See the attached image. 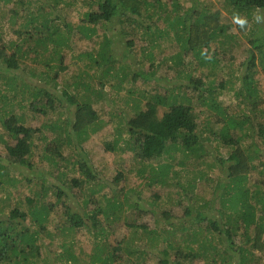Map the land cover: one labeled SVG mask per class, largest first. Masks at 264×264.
<instances>
[{"label": "rangeland", "instance_id": "obj_1", "mask_svg": "<svg viewBox=\"0 0 264 264\" xmlns=\"http://www.w3.org/2000/svg\"><path fill=\"white\" fill-rule=\"evenodd\" d=\"M145 1L150 3V5L146 6L148 8L146 13L138 18L137 16H133V18L114 17L105 21L104 18L98 15V26L95 27L91 23L81 24L84 26L82 27V33L86 35L92 34V36L88 38L83 37L81 33L76 31L75 26L81 20V16L76 17L73 12L72 19L69 20L71 22L76 21L73 25L69 26L67 39H64L62 36L63 33H55V28L63 24L62 11L59 12L58 9L63 6L69 10L71 8L69 4L70 0H24L23 4L26 7L25 10H20L22 9L20 7L21 4L17 6L18 10L15 12L14 18H12V29L16 30L19 24L25 20L28 21V23H30L29 27H31L33 32L28 34V31H26L25 35L27 40H43L53 51L51 52L52 58L50 64H47L42 57L37 56L32 58V60L29 59L25 63L19 64V69L15 70V72L10 68L11 70H9V72L12 76L9 81H18L19 83H26L27 85H34L37 83L45 86L51 91H57L58 94L56 95H61V90L65 82L64 74L60 73L61 67L64 64H68L67 74L70 76L68 78L71 80L72 84H74L75 81L79 83L78 79L79 76H81V84L85 83V85H87L86 89L80 86L84 89L81 94L76 95V93L73 92L69 97L63 96V98L60 97V99L55 102L53 101V110L48 108L45 117H31V115L23 114V118L17 122V125H19V123L22 124L19 130V136H22L26 130H37V138L33 140L34 145L31 156L32 161L36 164L32 168H26L12 163L6 154L3 142H0V164L3 166L6 165L8 169L6 166L4 168L7 171L8 177L14 178V180L17 181L15 183L16 186L12 187L10 191L6 188L9 193L8 196L4 190L0 191V218H9L11 211L18 207L22 212L21 218H18L17 221L14 220L13 225L15 228H18L17 223L22 220V223L27 225L29 222L24 212L28 209L26 203L31 197L32 187L35 190L41 189L42 186L46 188V194L42 202L50 208V210L47 209V212L50 214L51 222V228L48 231H50L51 234L53 233V235L55 234V236L50 239L44 236V234L41 237L42 246H44L47 251L41 248L38 244L39 241L37 242L40 246L37 257L41 261L33 264H48V250L54 257H52L55 262H53V264H73L74 262L69 261L74 259L72 257L74 254L72 255L70 253L71 249L69 245L72 246L75 254H77L76 260L78 262H85V259H87V256L91 252V246L94 242L93 235L97 230L101 229L108 233L107 241L111 246H124L126 239L130 235L129 228L125 225L127 220H124L125 223L123 221L116 224L107 222L103 214H106V212L111 209L109 205L113 206V209L117 211L121 209L120 206L121 203H123V217L129 216L130 214L133 215L137 221L134 223V226H149L159 237L161 231H163L164 237L167 236L168 241L174 244L181 243L183 234L185 235L186 233V230H181L184 229L183 227H178V223L186 217L184 215L185 210L192 209V206L201 209L203 204L207 201H214V206L218 208V202L216 201L218 193L215 192L213 194V191L218 179L227 181V163H223L222 166L219 167H212L210 164L214 161H218V159L227 158L231 148L223 145L219 140H216L211 136L210 132H205L207 125L203 120L210 118V131H217L220 129L224 118L221 115H215L213 111L196 101L198 94L194 86H199L203 83V66H199L198 60L194 57L195 53L184 52V49L179 45L176 34L181 33L182 26H179V24L183 19L179 21V19H175V16L171 14L175 12L173 5L171 7L164 6L160 10L158 9L160 3L168 5L171 4V0ZM155 1L159 3L154 4V8H152L151 4ZM180 3L182 4V9L176 6V10L181 12V14L188 11L190 6H195L198 9L201 6H205L208 8L207 12L214 13L219 11L222 19L226 23L231 22L232 25H236L233 23V19L223 0H192L191 2L190 0H180ZM12 4L15 5L11 10H15L17 5L16 1ZM78 4L79 3H76L75 5ZM0 9L1 20H6L7 18L11 19V14L9 17L2 4ZM86 9V7L81 8V12H85ZM152 13H155V15L163 13L164 17H158V15H156L152 16V19H146ZM147 14H149V16ZM259 15L264 16L263 13ZM56 16H60L61 22L55 19ZM167 17L169 19H167ZM31 18L35 20H31ZM140 21L143 23L148 22V25L142 26L139 23ZM189 21L190 20L187 22L189 23ZM255 23L258 24V26L262 24L257 23L253 18V21L248 25L247 29L250 30ZM39 28L44 31V33H38L41 31H36ZM232 30L233 31H229V33L236 34V40L229 39V41H227L229 42L228 46H223L220 42H217L218 45L211 44L210 50L206 52L208 57L216 56L218 59V65L215 70V83L220 84L223 82L226 85V87L222 86L221 89L218 86V89H216L218 103L225 111V117L229 116V114L234 116L242 115L241 120H243L245 115H247L256 129L264 127L263 114L256 112V114L253 115L249 111L251 105L241 103L245 92L242 90L241 83L238 81V76H241V72L243 73L244 63L247 60L251 44L247 38L248 33L245 32L239 35L235 29ZM5 32L6 34H3V37L4 35H8V39L13 34L12 31L5 30ZM180 40L185 41L181 39V37ZM222 40L223 39H221V41ZM64 44H66L65 48H69V45L72 44V49L64 50ZM217 46H220L221 50L215 51ZM78 53H84L83 56L85 57H83V62L87 64L92 63L91 68L86 69L82 62L77 64V69L76 66H73L75 62L74 56ZM64 55L66 56L64 57ZM171 55L177 57V61H181L182 64L176 65L173 61H169L168 58ZM62 56V61L58 62ZM109 58H112L111 64L109 63L107 66L104 65ZM33 60L34 62H32ZM261 62L262 61L257 57L254 59L253 65L251 63L250 65L258 69L260 73L258 78L259 90L261 91V96L264 97V63L261 64ZM1 65L2 67L0 68L2 69L6 67L5 64ZM109 66H111L110 72H108ZM27 72H30L31 75H28ZM122 73L125 74V79L121 84V89L117 90V88H113L112 86H114L115 81L121 77ZM187 74L190 76L189 80L184 79V76ZM1 77L2 75L0 79ZM205 80L206 79H204V81ZM1 81L2 80H0V88H2L3 85ZM178 86L180 89H177ZM20 88L22 89V87ZM73 89L74 86H70L66 91L71 93ZM236 90H241L242 94L240 97L235 96L234 92ZM171 91H177L175 95L185 92L187 96L192 98L191 105L197 115L196 119H198L199 130L202 134L200 135V141L206 148V157L204 159H188L187 157L186 160H183L181 154H176V157L171 162V170L182 172L178 180L179 189L172 187L173 181L170 180L172 177L171 173L169 174V179L166 184L156 183L154 179L149 178V174L147 173L143 175V177L138 176L137 170L140 168L141 164L135 160L133 152L119 149L123 148L121 143L118 144V149L115 151L109 149L111 146L110 144L114 143L117 137V129H120L124 138L126 137V133L122 127L124 123H126V120L133 116L126 104L129 93H133L132 97H136L138 94L150 96L154 93L169 94ZM41 99H43V96L40 97L39 95L26 97L19 107L38 109L34 111L38 114V111L43 108L42 103L44 101ZM73 100L99 113L96 122L92 124L91 127H87L82 134L75 133L72 128V119L75 112L73 109L76 107ZM14 102L16 104L19 103L20 100L16 97ZM26 102L27 105L25 104ZM143 106L144 102H142L141 107L143 108ZM166 110L167 107H160L158 112L160 114L162 111ZM260 110V112H264V105L260 107ZM14 111L16 113L21 112L17 108H14ZM112 112L116 115L112 119V123H107V121H110L111 116L114 115ZM19 116H21V114ZM4 118L5 116L0 112V119L2 120ZM243 127L247 128L246 125H243ZM233 134H235V136H242L243 131H240V128H238ZM256 136L255 134L251 137V134H249V136L247 135L244 137L241 143L242 146L246 148L253 142L259 150V159L253 162V164L257 166V169H252L250 171L246 181V187L252 189L251 186L253 184H258L262 186L264 190V141L256 138ZM203 137H207L208 141L203 139ZM7 139L5 129L2 127V124H0V141ZM65 140L70 146H76L77 152H81L85 159V163L91 168L93 174L92 179L84 177L80 174V169L74 166L71 156V153L74 152H71L69 146L61 144L62 141ZM11 144H13V142H11ZM56 148L66 160L63 163L67 165L66 169L62 166L60 167L61 170L64 169L66 172L63 179L67 180V182L72 181V183H74L75 181H73V179L81 180L83 177L85 181L84 185L79 186L74 183L71 186L72 188H69L68 183L63 184L62 180H56L44 170L49 169L48 167H59L61 158H54L52 166H50L52 163H49V161L45 159V156L52 154ZM159 163L163 164L161 162ZM143 164L145 166L149 163L143 162ZM152 164L157 166L155 162ZM197 172L199 173L198 175H200L198 179ZM193 177L195 178V185L193 189H187L186 191L187 187L185 186L189 183L188 179ZM42 178H45L44 183H42ZM203 178L205 179L204 181ZM28 179L31 180L30 183L27 182ZM208 179H210V181L206 182ZM149 180H153L154 183L148 187L147 184ZM51 187H60L64 190L67 197H62L59 203L56 202L55 198L52 197L54 195L52 191L54 190ZM122 188H124L126 196H121L119 193ZM183 191L186 193H183ZM176 192H180V197L183 196L185 198L180 204L179 202L174 203L172 201V199H176L177 197L175 194ZM33 195L34 194H32V196ZM213 195L216 197L214 198ZM170 197L173 198L171 199ZM106 203L108 207L105 208ZM153 203H156L157 206L153 207L150 205ZM129 205H131L132 208L126 210ZM66 206L69 208V214H79L84 219V227L75 229L70 233L68 227L62 223V218L63 221H66V217L60 218V214H62ZM98 206L102 208L94 210ZM20 207H24L25 209H21ZM152 211L159 214L160 219H169V222H172L173 225L170 227L166 221V224L161 222L157 224L154 223L156 214ZM133 216H129L127 219L129 220ZM124 219H126V217ZM186 219L188 218L186 217ZM92 224H94L93 227ZM184 226L188 228V223H185ZM178 229H180V231ZM193 230L188 232H192ZM212 236L213 244L223 248L224 245L220 237L215 233ZM103 241H105V239ZM235 241L237 244L242 245V247H249L252 252V258H250L251 264H264V251L260 252L251 249L249 244L245 243L244 238L236 237ZM37 244H35V246ZM2 249L4 250L3 254L8 250L7 254L12 256L11 248H6L5 250L2 247ZM143 249L146 250L145 253H147V256H140L138 259L137 256L130 257L131 261L129 264H161V260L164 259V253L166 255V251L160 246L155 249H150L148 247ZM162 250L164 251L162 252ZM118 255L123 257L124 252L120 251ZM173 259L172 256L171 260L174 262ZM192 264H206V261L198 257ZM217 264H220L219 259ZM235 264H238L237 259L235 260Z\"/></svg>", "mask_w": 264, "mask_h": 264}, {"label": "trees", "instance_id": "obj_2", "mask_svg": "<svg viewBox=\"0 0 264 264\" xmlns=\"http://www.w3.org/2000/svg\"><path fill=\"white\" fill-rule=\"evenodd\" d=\"M14 1H16L17 4L15 7L16 9L11 10L15 5L12 4ZM191 1L192 0H190V2ZM23 2L24 0H0V6L2 4L9 17L11 14V19L7 18L6 20H1L0 14V63L5 64L6 66L5 68L3 67L4 69L0 68V76L2 75L0 80H2L1 83L3 84V89L0 88V112L5 116L4 119H0V124H2V127L5 129V134L8 138L7 140H1L0 142H3L6 154L12 163L26 168H32L36 164L32 161L31 156L34 145L33 140L34 138H37V130L34 131L29 129L24 131L22 136H19V130L21 129L22 124L19 123V125H17V122L23 118V114L31 115V117H45L47 114L46 110L48 108L53 110L52 104H54L56 100L60 99V97L63 98V96L69 97L73 92L76 93V95L81 94V92L87 88V85H85V83L81 84V76H79L78 79L79 83L75 81L74 84H72L71 80L68 78L70 76L67 74L68 64H64L61 67L60 73L64 74L63 76L65 77L61 95H56L58 94L57 91H51L45 86L37 83L34 85H27L26 83H19L18 81H9L12 76L9 70L13 69L15 72V70L19 69V64L25 63L29 59L32 60V58L37 56L42 57L47 64H50L52 58L51 52L53 50L46 45L45 41L39 39L27 40L25 35L26 31H28V34L33 32L31 27H29L30 23H28V21H23L18 25L16 30L12 29V18H14V15L16 14L15 12L18 10L17 6L21 4L20 7L22 9L20 10L26 9ZM223 2L227 6V10L232 19L234 14H239L241 18L247 19L248 24L244 28H240L237 24L234 26L231 22L226 23L222 19L219 11L214 13L207 12L208 8L205 6H201L199 9L195 6H190L189 9L187 8L188 11L183 14L176 10V6L180 8L182 7L180 0H171V4L165 5L160 3L158 6V9L160 10L164 6L171 7L173 5L175 12H172L171 14L175 16V19H179V21L183 19L179 24V26H182L181 33L176 34L179 45L184 49V52L195 53L194 57L198 60L199 66H203V83L199 86H194L195 91L198 94L196 101L213 111L215 115H221L224 118L220 129L217 131H210V118L203 120L207 125L205 132H210L211 136L216 140H219L220 143L231 148L227 158L218 159V161H214L210 164L212 167H219L222 166L223 163H227V181L218 179L213 191V194L215 192L218 193V198H216L218 208L214 206V201H207L203 204L201 209L192 206V209L185 210L184 215L188 219L184 217V219L178 223V227H183L184 229L181 230H186V233L185 235L183 234L181 243L174 244L171 241H168L167 236L164 237L163 231H161L159 237L149 226H134V223L137 221L133 215H129L133 216L129 220L127 219L129 216H125L126 219H124L125 217H123L122 214V211L124 210L123 203H121V209H118L117 211L113 209V206L109 205L111 209H109L106 214H103L107 222L116 224L127 220L125 225L129 228L130 235L126 239L124 246H111L107 241L108 233L103 229L97 230L93 235L94 242L91 246V252L87 256V259H85V262H78L76 260L77 254H75L72 246L69 245L71 249L70 253L72 255L74 254L72 256L74 259L69 261L74 262L73 264H129L131 261L130 257L137 256L138 259L140 256H147V253H145L146 250L143 248L148 247L150 249H155L159 246L166 251L167 255L166 256L164 253V259L161 260V264H192L198 259V257L203 258L206 261V264H217L218 259L220 260V264H235L236 259L238 264H251V250L249 247H242V245L237 244L235 241L236 237L244 238L245 243L249 244L251 249L260 252L264 251V190L262 186H259L258 184H253L251 186L252 189L246 187V181L250 171L252 169H257V166L254 165L253 162L256 159H259V150L253 142L246 148L241 144L244 137L247 135L249 136V134H251V137L256 134V138L264 141V127L256 129L247 115H245L243 120H241L242 115L234 116L229 114V116L225 117V111L218 103L216 89H218V86L221 89L222 86L226 87V85L223 82L220 84L215 83V70L218 65V59L216 56L208 57L206 54V52L210 50L211 44H217V42H220L221 45L228 46L229 42L227 41H229V39L236 40L237 35L229 33V31H233L232 29H235L239 35H242V33L244 34L245 32L248 33L247 38L250 41L251 47L249 48L247 60L244 63L243 73L241 72V76H238V81L241 83L242 90L245 92L241 103L251 105V108H248L251 114L255 115L256 112H259V114L262 113L264 116V112H260V107L264 105V97L261 96V91L259 90L258 78L260 73L258 69L252 66L254 59L257 57L262 61L261 64L264 63V23L260 26L255 23L250 30L247 29L248 25L253 21L254 15L264 14V0H223ZM76 3L79 4L75 5ZM157 3L159 2L155 1L151 4V7L154 8V4ZM69 4L71 5L69 10L63 6L60 8L57 7L59 8V12L62 11L63 24L62 26L55 28V33H63L62 36L64 39L68 38L69 26L73 25L76 21L71 22L69 20L72 19L73 12L76 17L81 16V20L75 26L76 31L81 33L83 37L88 38L91 37L92 34L86 35L82 33V27L84 26L81 24L91 23L95 27L98 26V15L104 18L105 21L114 17L133 18V16H137L138 18L146 13L148 9L146 6L150 5V3H147L145 0H70ZM83 7L87 8L85 12H81V8ZM147 15L149 16V14ZM156 15H158V17H164L163 13ZM156 15L155 13H152L149 17L145 18L152 19V16ZM55 19L61 22L60 16H56ZM167 19L169 18L167 17ZM31 20L35 19L31 18ZM188 20H190L189 23L187 22ZM51 21L53 22L52 19ZM139 23L142 26H145L146 24L148 25V22L143 23L140 21ZM5 30L12 31L13 33L9 39L8 35H4L3 37V34H6ZM40 30L41 29L39 28L36 31ZM42 32L44 33L42 30L38 33ZM180 37L185 41H181ZM221 39L223 40L221 41ZM65 47L66 44H64L63 49L71 50L72 44L69 45V48ZM217 50H221L220 46L215 48V51ZM83 54L84 53H78L74 56L75 62L73 63V66H76V69L78 68V63H84L83 57L85 56H83ZM65 56L66 55H64V57ZM62 58L63 56L58 62L62 61ZM111 59L112 58L107 59L104 65L107 66L109 63L111 64ZM168 60L173 61L176 65L182 64L181 61L178 62L177 57H174L173 55H171ZM32 62H34V60ZM250 63L252 65H250ZM1 64L0 67H2ZM91 64L92 63H84L83 66L86 69H89L92 67ZM110 70L111 66H109L108 72H110ZM27 74L31 75L30 72H27ZM124 79L125 74L122 73L121 77L115 81V84L112 87L120 90ZM184 79L189 80V74L184 76ZM204 79L206 80L204 81ZM70 86H74V89L71 93H68L66 90ZM80 86H83L84 89ZM177 89H180V87L178 86ZM177 91H171L169 94L154 93L150 96L138 94L136 97H132L133 93H129L126 104L133 116L129 117L122 127L124 128L126 137L124 138L120 129H117V137L115 138L114 143L110 144L111 146L109 149L115 151L118 149V144L121 143L123 148L119 149L133 152L135 160L141 164L140 168L137 170L138 176L143 177V175L147 173L149 174V178L154 179L156 183L166 184L169 179V174L171 173L172 177L170 180L173 181L172 187L179 189L178 180L181 177L182 172L171 170V162L176 157V154H181L183 160H186L187 157L188 159L193 158L199 160L206 157V148L200 141V135L202 134L199 130L198 119H196L197 115L191 105L192 98L187 96L185 92V94L181 93L175 95ZM234 94L235 96L240 97L242 93L241 90H236ZM35 95H39L40 97L43 96V99L41 100L44 101L42 103L43 108L38 111V114L34 112L38 109L19 107L22 105L24 98L33 97ZM16 97L20 102L15 104L14 101L16 100ZM73 102L76 107L73 109L75 112L72 119V128L75 133L82 134L87 127H91L92 124L96 122L99 113L94 112L86 105L83 106V104H78L75 100H73ZM142 102H144L143 108L141 107ZM25 104L27 105V102ZM160 107H167V110L162 111V113L159 114L158 109ZM14 108L19 109L21 112L16 113ZM20 114L21 116H19ZM113 114L114 115L111 116L110 121H107V123H112V119L116 115L115 113ZM243 125H246L247 128H244ZM238 128H240V131H243L242 136H235V134H233ZM203 139L208 141L207 137H203ZM11 142H13V144H11ZM61 144L69 146L71 152H74L71 153L72 161L74 166L80 169V174L92 179L93 174L91 168L85 163V159L81 152H77L76 146H70L66 140L62 141ZM56 157L61 158L59 167H48L49 169L44 170L56 180H62L63 184L68 183L69 188H72L71 186L74 183L79 186L84 185L85 181L83 180V177L81 180L73 179V181H75L74 183H72V181L67 182V180L63 179L66 175L64 169H66L67 165L63 164L66 160L61 156L57 148L54 149L52 154L45 156V159L49 161V163H52L50 165L52 166L53 159ZM143 162L149 164L144 166ZM154 162L157 166L152 164ZM159 162L163 164H160ZM5 166H0V191L4 190L8 196L9 193L6 188L10 191L12 187L16 186L15 183L17 181L14 180V178L8 177L7 171L4 168ZM61 166L64 168L63 170H61ZM6 168L8 169L7 166ZM198 174L199 173L197 172V179L200 178V175ZM188 180L189 183L185 186L187 187L186 191L187 189H193L195 185L194 177ZM204 180L205 179L203 178V181ZM209 181L210 179L206 180V182ZM27 182L30 183L31 180L28 179ZM44 182L45 178H42V183ZM152 183H154L153 180H149L147 184L148 187L152 185ZM51 188L54 190L52 191V194L54 193L52 197L55 198L56 202L59 203L62 197H67L64 190L60 187ZM119 193L121 196H126L124 188H122ZM183 193L186 192L183 191ZM32 194L34 195L32 196ZM45 194L46 188L44 186H42L41 189L36 190L32 187L31 197L26 203L28 209L26 212L23 211L26 213L29 222L27 225H24L22 220L17 223L18 228L14 227V220L17 221L18 218H21L22 212L18 207L11 211L9 218H0V264H33L41 261L37 257L40 246L43 250L47 251V249L42 246L41 237L44 234V236L50 239L55 236V234L53 235V233L51 234V232L48 231L51 228V222L50 214L47 212V209L50 210V208L42 202ZM175 194L177 196L176 199L170 197L174 203L179 202L180 204L184 201L185 198L183 196L180 197V192H176ZM213 196L214 198L216 197L215 195ZM150 205L153 207L157 206L156 203ZM106 207H108L107 203L105 208ZM20 208L25 209L24 207ZM101 208L102 207L98 206L94 210H99ZM131 208V205H129L126 210H130ZM69 212L68 206L64 207L62 214H60V218L66 217V221H63L62 218V223L68 227L70 233L75 229H80L85 226L84 219L79 214H69ZM152 212L156 214V217H154V223H168L170 227L173 225L172 222H169V219H160L159 214L154 211ZM185 223H188V228L184 226ZM93 225L94 224H92V227ZM178 230L180 231V229ZM191 230L193 231L188 232ZM214 233L222 240V244L224 245L223 248L213 244L212 235ZM104 239L105 241H103ZM38 241L40 246L37 244ZM35 244L37 245L35 246ZM2 247L5 250L6 248H11L12 256L7 254L8 250L3 254L4 250ZM164 250H162V252ZM120 251L124 252L123 257L118 255ZM48 256V264H53L54 257L50 254L49 250ZM172 256L174 262L171 260Z\"/></svg>", "mask_w": 264, "mask_h": 264}, {"label": "clouds", "instance_id": "obj_3", "mask_svg": "<svg viewBox=\"0 0 264 264\" xmlns=\"http://www.w3.org/2000/svg\"><path fill=\"white\" fill-rule=\"evenodd\" d=\"M254 19L257 23H264V16L256 14L254 15ZM233 23L239 25L240 28H244L248 24V21L245 18H241L239 14H234Z\"/></svg>", "mask_w": 264, "mask_h": 264}]
</instances>
